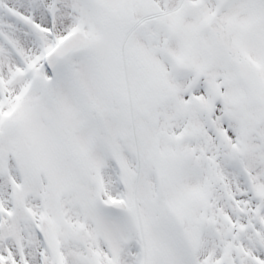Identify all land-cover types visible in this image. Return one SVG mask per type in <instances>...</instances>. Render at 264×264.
<instances>
[{"label":"snow or ice","instance_id":"obj_1","mask_svg":"<svg viewBox=\"0 0 264 264\" xmlns=\"http://www.w3.org/2000/svg\"><path fill=\"white\" fill-rule=\"evenodd\" d=\"M0 264H264V0H0Z\"/></svg>","mask_w":264,"mask_h":264}]
</instances>
